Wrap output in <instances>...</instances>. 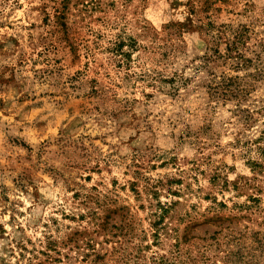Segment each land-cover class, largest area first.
Segmentation results:
<instances>
[{
	"label": "rangeland",
	"instance_id": "374dc122",
	"mask_svg": "<svg viewBox=\"0 0 264 264\" xmlns=\"http://www.w3.org/2000/svg\"><path fill=\"white\" fill-rule=\"evenodd\" d=\"M263 108L264 0H0V264H264Z\"/></svg>",
	"mask_w": 264,
	"mask_h": 264
},
{
	"label": "trees",
	"instance_id": "16d2710c",
	"mask_svg": "<svg viewBox=\"0 0 264 264\" xmlns=\"http://www.w3.org/2000/svg\"><path fill=\"white\" fill-rule=\"evenodd\" d=\"M238 44H241L240 42V38H236L235 41L233 42V46H237ZM135 42L130 40V46L132 48H134L135 46ZM124 46L123 41L119 42V43H115V51L117 54H119L121 57H130V54L127 52H124L122 47ZM241 57V61L244 60L242 57L243 56H239ZM246 63H249V61H246ZM236 80L238 82H233V79H230L229 82L232 83H238L241 85V82L239 79L236 78ZM174 81V80H172ZM239 86V85H238ZM240 88V87H239ZM264 110V108H263ZM253 114L252 112H247L246 117H245V121L247 123H249L252 119H253ZM243 150H244V155L247 157V165L250 167L252 174L254 175L253 180L257 179V177H264V122H263V129L260 132L259 136L254 139V140H250L247 141L245 143H243L242 146ZM251 179H246V183L245 184H241L240 188H244L246 187L249 182L251 181ZM239 186V185H238ZM239 188V187H238ZM173 194H177V193H173ZM250 201L251 202H258L257 198L255 197H250ZM225 208H227L225 205H222ZM254 207V205H243L240 207V211H245L247 212L249 209H252ZM164 213H167V209L164 210ZM263 221H264V217H263ZM263 224V223H262ZM177 245H176V254L174 255L173 258V262L171 264H194L195 263V259H192L191 257H187L186 259H183V255L181 253V248H180V240L179 238H177ZM227 257H229V254L226 255ZM154 264H169L167 262V260L165 259V257L161 256V257H154ZM205 263V262H204ZM216 264V263H213Z\"/></svg>",
	"mask_w": 264,
	"mask_h": 264
}]
</instances>
